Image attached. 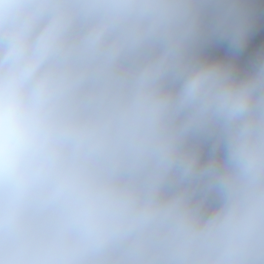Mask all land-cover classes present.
Listing matches in <instances>:
<instances>
[{"label": "clouds", "instance_id": "9594fccd", "mask_svg": "<svg viewBox=\"0 0 264 264\" xmlns=\"http://www.w3.org/2000/svg\"><path fill=\"white\" fill-rule=\"evenodd\" d=\"M261 29L264 0H0V264H264Z\"/></svg>", "mask_w": 264, "mask_h": 264}]
</instances>
